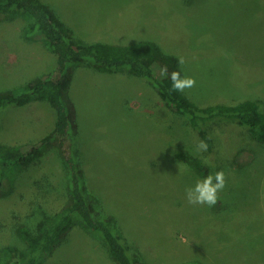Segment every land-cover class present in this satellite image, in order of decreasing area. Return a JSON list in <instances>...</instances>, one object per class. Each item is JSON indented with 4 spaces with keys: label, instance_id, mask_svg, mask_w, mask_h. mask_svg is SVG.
Instances as JSON below:
<instances>
[{
    "label": "rangeland",
    "instance_id": "rangeland-1",
    "mask_svg": "<svg viewBox=\"0 0 264 264\" xmlns=\"http://www.w3.org/2000/svg\"><path fill=\"white\" fill-rule=\"evenodd\" d=\"M43 1L88 43L154 40L183 57V77L196 80L184 91L198 104L250 99L264 115V0ZM25 24L20 12L0 18V91L56 66L43 41L26 36ZM68 94L78 124L75 150L96 210L112 219L141 264H264V137L222 122L218 147L206 160L212 172H224L225 187L214 206L193 205L187 190L202 179L177 153L202 156L200 134L147 79L126 69L79 66ZM55 118L44 101L0 108V142H36ZM244 150L253 153L248 163L226 167L223 158ZM12 178L14 189L0 198V248L21 244L13 230L16 216L22 213L33 228L44 218L39 207L25 217L41 187L51 194L48 213L67 199L55 148ZM42 264L116 263L98 234L77 225Z\"/></svg>",
    "mask_w": 264,
    "mask_h": 264
},
{
    "label": "trees",
    "instance_id": "trees-1",
    "mask_svg": "<svg viewBox=\"0 0 264 264\" xmlns=\"http://www.w3.org/2000/svg\"><path fill=\"white\" fill-rule=\"evenodd\" d=\"M12 12L23 14L26 36L41 39L47 50L56 56V66L49 72L35 76L22 87L0 91V108L44 101L54 109L56 118L51 131L36 142H0V198L14 189L12 175L29 169L47 151L55 148L65 168L67 199L55 209L50 208L51 212L48 213L45 208H49L51 194L41 187L31 199L25 217L31 215L32 209L39 207L45 213L44 218L33 228L24 220L22 213L16 216L13 230L21 244L11 243L1 247L0 264H42L65 243L68 234L77 225L98 234L116 264H141L117 234L112 219L97 212L87 187L84 170L75 150L78 124L68 94L76 69L88 66L106 73L126 69L131 75L147 79L167 106L184 115L190 126L198 130L201 140L207 143V150H201L202 156L182 150L177 153L178 160L189 164L199 179L219 171L216 169L212 172L206 159L218 147L216 131L222 122L237 123L247 128L253 137L256 134L264 137V115L255 100L202 106L185 91L172 90L171 73L178 71L183 77L184 70L179 57L164 52L154 40L129 44L104 41L88 43L75 34L53 6L43 0H0V18ZM165 68L167 74L162 73ZM252 158L253 153L244 150V153L232 159L226 156L223 162L228 168L238 167Z\"/></svg>",
    "mask_w": 264,
    "mask_h": 264
},
{
    "label": "clouds",
    "instance_id": "clouds-1",
    "mask_svg": "<svg viewBox=\"0 0 264 264\" xmlns=\"http://www.w3.org/2000/svg\"><path fill=\"white\" fill-rule=\"evenodd\" d=\"M184 58H179V63H184ZM163 74H167V69L162 70ZM172 90L183 92L185 89L193 88L196 80L193 77H181L180 72L171 73ZM198 148L202 151L207 150V143L200 141ZM225 174L222 170L216 171L215 174H209L202 180H197L194 187L187 190L188 203L196 205L214 206L218 201L217 193L225 187Z\"/></svg>",
    "mask_w": 264,
    "mask_h": 264
}]
</instances>
